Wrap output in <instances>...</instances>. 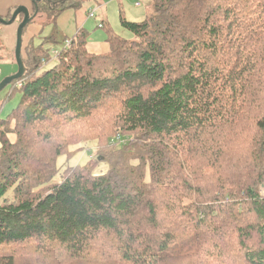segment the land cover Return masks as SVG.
<instances>
[{"label": "trees", "instance_id": "trees-1", "mask_svg": "<svg viewBox=\"0 0 264 264\" xmlns=\"http://www.w3.org/2000/svg\"><path fill=\"white\" fill-rule=\"evenodd\" d=\"M32 2L53 18L80 1ZM150 9L119 13L131 40L102 20L104 54L81 28L40 71L54 38L26 45L6 86L19 101L0 118V264H264V0ZM94 118L123 140L105 137L108 169L86 161L56 181Z\"/></svg>", "mask_w": 264, "mask_h": 264}, {"label": "rangeland", "instance_id": "rangeland-1", "mask_svg": "<svg viewBox=\"0 0 264 264\" xmlns=\"http://www.w3.org/2000/svg\"><path fill=\"white\" fill-rule=\"evenodd\" d=\"M80 2L77 6L65 9L58 13L55 17L49 19L45 14H39L38 16L42 20L43 24V33L48 31H52L55 29L57 32L55 36L58 44L55 47L50 48L49 53H51L54 49H60L62 47L63 41L67 39H71L72 36L79 29H84L89 36H101L104 35V29L97 26V21L100 18H103L108 21L111 28L121 37L131 40L134 38V35L131 31L124 28L119 21V13L124 16L126 19L130 21H141L148 13L144 9L143 4L140 7H135L134 3L137 0H79ZM142 1V0H141ZM150 2V0H148ZM98 7L94 16H88V13L94 10L95 7ZM47 18V19H46ZM37 20V19H36ZM55 20V21H54ZM48 23V24H47ZM47 24V26H46ZM65 36V37H64ZM55 58H51L49 61L44 64L40 71H44L52 67L57 61ZM5 61L3 57H1V61ZM6 62V61H5ZM7 70V65H1L0 63V72L1 74ZM1 76V75H0ZM9 87H5L0 91V112L1 116H4L9 112L11 103L7 100L3 103V99H5V93L9 92ZM19 94L16 93V96L12 98V102L15 104L19 101ZM67 127H60L58 129H50L54 136H57L59 133H66L64 130ZM76 129V128H75ZM77 133L74 136V140H77V143H73L68 146L67 150L71 151L72 156L67 159L64 155H59L56 159V164L59 167V173L56 175L55 180H61L63 174V169L66 167H74L76 165H83L84 162L91 164L95 167L94 172L99 173L106 171L108 169L107 162L103 161L101 145L105 144V137L112 136L115 131H113V127L109 126V121L105 119L94 118L88 122L82 123V125L77 128ZM67 134V133H66ZM98 136V138H96ZM117 134L112 136V138L108 139L106 144L107 148L114 147L115 145H119L117 141ZM136 138V137H135ZM133 139V136L130 137ZM70 154V155H71ZM261 185H259V194L262 191ZM261 188V189H260ZM192 200L190 198H186L183 200V204L187 205ZM108 241V240H105ZM110 242V241H108ZM185 248H182L178 251H174V253H183V252H191L196 248V239L190 241Z\"/></svg>", "mask_w": 264, "mask_h": 264}, {"label": "crops", "instance_id": "crops-1", "mask_svg": "<svg viewBox=\"0 0 264 264\" xmlns=\"http://www.w3.org/2000/svg\"><path fill=\"white\" fill-rule=\"evenodd\" d=\"M150 3H151V0H150V2L148 0H142V1L137 0L134 3V6L140 7L143 4L144 9L148 13L151 10L150 9ZM20 5L26 7L29 10L30 14H32L34 12L32 0H0V17L3 18L4 20H8L11 17L10 15H12L13 11ZM97 8L98 7L96 6L94 8V10H92V11L95 12V10ZM39 14H43V13H39ZM39 14L36 13V15L33 17V19L30 20L28 22V24L22 30L21 58L26 57L24 49L29 42H33L36 45V44H40L41 42H43L45 39H47L49 37H53L55 40V43L54 42L53 43L52 42L46 43L45 47L52 48L58 44V41L56 40V37H55V36H57L56 35L57 32L55 31V29H53L52 31H48L47 34L43 33V24L44 23L42 22V20L38 16ZM8 16H10V17L8 18ZM22 18H23V13H19L11 23L3 24L0 22V61H1V57H3V59L6 61V62L2 61L0 63H1V65H7V70L5 72H3L2 74L0 72V75H1L0 80L7 75H11V74L15 73L17 70L14 50H15V43H16L17 26L20 23V21L22 20ZM49 19L51 20V18H49ZM102 20H105V19L100 18L99 21H97V26H98V23L102 24ZM47 24H46V26H47ZM105 37H106L105 34L101 35V36L88 37V41L86 44L87 50L89 52L97 53V54H104V53L108 52L109 46L105 40ZM50 56H51V54H50ZM51 58L53 59L52 56H51ZM47 62H44L43 65L46 64ZM8 90H9V88H8ZM9 92L5 93V99H3L2 101L4 103L7 100L9 103H11L12 106H10V108L7 106V108L9 109V112H10L17 104H15V102L11 101L12 98L16 96V94H14V95L12 94V96L7 98L10 95ZM19 96H20V94H19ZM8 113H6L4 116H1L2 114L0 112V118L5 117ZM8 138L11 142H13L15 140L16 136L13 133H9ZM0 146H1V143H0Z\"/></svg>", "mask_w": 264, "mask_h": 264}, {"label": "water", "instance_id": "water-1", "mask_svg": "<svg viewBox=\"0 0 264 264\" xmlns=\"http://www.w3.org/2000/svg\"><path fill=\"white\" fill-rule=\"evenodd\" d=\"M19 13H23V18L18 24L16 31V43H15L14 54H15V62L17 65V70L15 73L11 75H7L0 80V91L6 85H8L12 80L20 78L24 74V70H25L21 58L22 30L28 24V22L32 20L33 17L36 15L37 10H35L32 14H30L29 10L26 7L20 5L13 11L11 17L8 20H4L3 18L0 17V22L3 24L11 23Z\"/></svg>", "mask_w": 264, "mask_h": 264}, {"label": "built area", "instance_id": "built-area-1", "mask_svg": "<svg viewBox=\"0 0 264 264\" xmlns=\"http://www.w3.org/2000/svg\"><path fill=\"white\" fill-rule=\"evenodd\" d=\"M88 16H90V17H92V16H94V11H91V12H89V14H88ZM98 26H100L101 27V23H98ZM70 44H71V40L70 39H65L64 41H63V44H62V47L60 48V49H65V48H68L69 46H70ZM60 49H54L50 54H51V56L53 57V58H55V59H57V57H58V55H59V52H60ZM43 63L45 62L44 60L42 61ZM117 141H118V143L119 142H122L123 140L118 136V134H117ZM262 188V189H261ZM261 192H260V196L262 197V199H264V185H262L261 186Z\"/></svg>", "mask_w": 264, "mask_h": 264}]
</instances>
